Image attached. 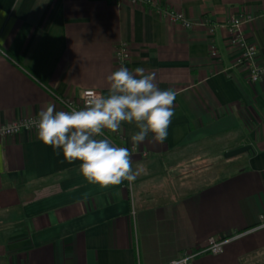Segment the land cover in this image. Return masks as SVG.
Masks as SVG:
<instances>
[{
    "label": "crops",
    "instance_id": "1",
    "mask_svg": "<svg viewBox=\"0 0 264 264\" xmlns=\"http://www.w3.org/2000/svg\"><path fill=\"white\" fill-rule=\"evenodd\" d=\"M150 2L191 27L132 0H0V126L38 117L48 104L59 109L58 97L77 100L82 90L106 96L120 43L129 48L125 67L155 72L161 90L176 92L162 144L149 134L134 147L135 124L105 130L132 152L140 174L131 184L89 183L79 161L37 132L0 136V264H168L210 238H227L222 251L189 264H264V74L251 84L247 68L233 64L239 50L225 27L235 15L251 17L239 32L264 67V0ZM213 140L224 154L250 150L193 189L160 172L170 171L172 153Z\"/></svg>",
    "mask_w": 264,
    "mask_h": 264
},
{
    "label": "clouds",
    "instance_id": "2",
    "mask_svg": "<svg viewBox=\"0 0 264 264\" xmlns=\"http://www.w3.org/2000/svg\"><path fill=\"white\" fill-rule=\"evenodd\" d=\"M156 78L155 72L122 65L106 77V96L89 92L85 107L70 111L48 104L30 124L45 145L62 150L69 163L79 161V171L89 183L108 187L126 180L131 184L140 174L132 168V152L114 145L105 130L117 133L122 123L135 124L134 147L149 134L161 144L167 139L176 92L161 90Z\"/></svg>",
    "mask_w": 264,
    "mask_h": 264
},
{
    "label": "built area",
    "instance_id": "3",
    "mask_svg": "<svg viewBox=\"0 0 264 264\" xmlns=\"http://www.w3.org/2000/svg\"><path fill=\"white\" fill-rule=\"evenodd\" d=\"M117 1V0H116ZM120 1V0H118ZM134 2H142L148 3L150 8L156 12L158 15L167 18L172 22L179 23L185 28L191 27V22L189 19L184 17V15L180 12L171 10L170 8L163 6L156 2H150V0H132ZM251 20L250 16H246L244 14H239L231 17L225 27L231 32H233L232 37L229 39L231 45L238 48L239 53L234 58V65L243 66L248 70V81L251 84H256L261 75L264 74V67L258 66L255 63V54L256 49L253 45L249 44L244 37L239 32V27L248 21ZM211 55H215V50H211ZM129 58V48L125 43H120L116 46L113 52V59L116 64L119 66H124L126 61ZM95 92V90H82L79 94V98L77 100H72L68 98L58 97L57 100L59 102L60 108L57 110H71V108L81 109L85 107L86 101L90 98L88 93ZM38 119V117H30V118H22L20 120H16L11 123L4 124L0 126V136H11L18 134L20 132H36V128L31 126L30 122ZM259 226H264V216L260 218ZM227 242V238L223 239H213L210 238L206 241V243L200 247L199 250L185 253L177 259L170 261L168 264H189L191 260L198 257L202 254H219L222 251L223 245Z\"/></svg>",
    "mask_w": 264,
    "mask_h": 264
},
{
    "label": "rangeland",
    "instance_id": "4",
    "mask_svg": "<svg viewBox=\"0 0 264 264\" xmlns=\"http://www.w3.org/2000/svg\"><path fill=\"white\" fill-rule=\"evenodd\" d=\"M227 149L222 141L214 140L193 147L186 145L170 155V171L160 172L168 173L171 181L190 179L193 189L202 182L221 177L234 169L231 165L234 159H225L223 156Z\"/></svg>",
    "mask_w": 264,
    "mask_h": 264
},
{
    "label": "water",
    "instance_id": "5",
    "mask_svg": "<svg viewBox=\"0 0 264 264\" xmlns=\"http://www.w3.org/2000/svg\"><path fill=\"white\" fill-rule=\"evenodd\" d=\"M248 150H250V146H243V147H240V148H236V149H233V150H230V151L226 152L224 154V157L225 158H230V157H233V156L238 155L240 153L246 152Z\"/></svg>",
    "mask_w": 264,
    "mask_h": 264
},
{
    "label": "trees",
    "instance_id": "6",
    "mask_svg": "<svg viewBox=\"0 0 264 264\" xmlns=\"http://www.w3.org/2000/svg\"><path fill=\"white\" fill-rule=\"evenodd\" d=\"M225 239V238H224Z\"/></svg>",
    "mask_w": 264,
    "mask_h": 264
}]
</instances>
